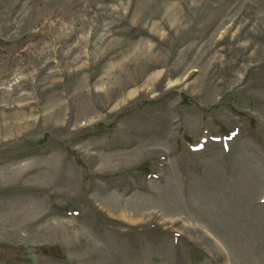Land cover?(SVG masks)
Wrapping results in <instances>:
<instances>
[{
    "label": "rangeland",
    "instance_id": "1",
    "mask_svg": "<svg viewBox=\"0 0 264 264\" xmlns=\"http://www.w3.org/2000/svg\"><path fill=\"white\" fill-rule=\"evenodd\" d=\"M0 264H264V0H0Z\"/></svg>",
    "mask_w": 264,
    "mask_h": 264
},
{
    "label": "trees",
    "instance_id": "2",
    "mask_svg": "<svg viewBox=\"0 0 264 264\" xmlns=\"http://www.w3.org/2000/svg\"><path fill=\"white\" fill-rule=\"evenodd\" d=\"M50 253H53L55 255H57L58 252L54 251L52 248H51V251L49 250Z\"/></svg>",
    "mask_w": 264,
    "mask_h": 264
},
{
    "label": "snow or ice",
    "instance_id": "3",
    "mask_svg": "<svg viewBox=\"0 0 264 264\" xmlns=\"http://www.w3.org/2000/svg\"><path fill=\"white\" fill-rule=\"evenodd\" d=\"M201 147H202V145H201Z\"/></svg>",
    "mask_w": 264,
    "mask_h": 264
}]
</instances>
